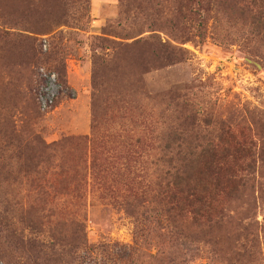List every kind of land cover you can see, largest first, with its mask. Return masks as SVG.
Segmentation results:
<instances>
[{"label":"rangeland","instance_id":"obj_1","mask_svg":"<svg viewBox=\"0 0 264 264\" xmlns=\"http://www.w3.org/2000/svg\"><path fill=\"white\" fill-rule=\"evenodd\" d=\"M172 134L264 154V0H0V264H264V157L173 255L152 223Z\"/></svg>","mask_w":264,"mask_h":264},{"label":"trees","instance_id":"obj_2","mask_svg":"<svg viewBox=\"0 0 264 264\" xmlns=\"http://www.w3.org/2000/svg\"><path fill=\"white\" fill-rule=\"evenodd\" d=\"M225 135L223 137L233 141L234 136L229 131L225 132ZM197 140L198 138L195 141ZM201 140L205 142V147H194L188 138L172 134L168 136L164 146V150L170 156L165 155L159 160L163 166L160 172L166 177L161 176L163 183L161 186V183L157 184L158 195L161 197L159 205L163 209L159 212L156 209L152 211L154 213L152 223L165 230L166 233L161 236H167L177 244L175 246L177 252H173V255L182 252L180 250L182 244H178V240L187 238L185 228L182 226V222L187 220V215L190 216L191 224L199 226V221L210 224L221 214V211L215 213L212 210L214 201L212 194L219 192L221 176L228 184L235 183L236 187H244L247 182L246 178L254 173V159L264 157L262 150L253 149L252 140L245 139L239 140L241 143L235 142L236 149L231 153L218 147L211 138L203 137ZM220 140L221 138H217L218 143ZM238 159L244 164L243 168L231 167L230 162H236ZM244 173H246L245 176H243ZM198 176L206 178L204 181L206 186L200 188L195 184L194 180ZM142 218H144L143 221L150 222L152 217H147L144 213ZM134 235L138 237L137 232ZM241 247L246 249L245 246ZM127 250L124 253L128 255H134L137 251L134 247H129ZM244 254L249 253L244 251ZM250 256H252L251 251ZM173 261L174 259L170 263L173 264ZM226 264H231V262Z\"/></svg>","mask_w":264,"mask_h":264},{"label":"built area","instance_id":"obj_3","mask_svg":"<svg viewBox=\"0 0 264 264\" xmlns=\"http://www.w3.org/2000/svg\"><path fill=\"white\" fill-rule=\"evenodd\" d=\"M47 80V85L41 88L38 101L41 111L50 110L53 100L55 98V80L50 76H44Z\"/></svg>","mask_w":264,"mask_h":264}]
</instances>
